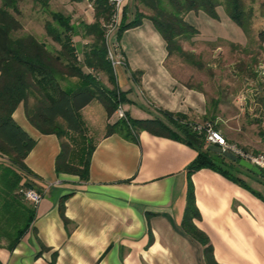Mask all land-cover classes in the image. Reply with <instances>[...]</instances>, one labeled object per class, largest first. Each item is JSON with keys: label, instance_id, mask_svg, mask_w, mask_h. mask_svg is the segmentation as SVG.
I'll list each match as a JSON object with an SVG mask.
<instances>
[{"label": "crops", "instance_id": "1", "mask_svg": "<svg viewBox=\"0 0 264 264\" xmlns=\"http://www.w3.org/2000/svg\"><path fill=\"white\" fill-rule=\"evenodd\" d=\"M94 2L90 0L85 19L74 20L68 13L71 22L76 26L92 24ZM123 11L127 21H132L134 1L125 0ZM216 13L217 20L202 12L186 14L185 21L198 31L193 41L246 45L243 31L222 7L216 8ZM41 38L50 51H59L46 35ZM117 39L118 54L125 65L115 67L113 74L117 90L123 93L126 117L136 121L158 119L172 131L163 112L180 114L193 123L205 120L206 96L188 88L187 82L167 66L164 40L149 20L143 19ZM89 42V38L73 39L79 61ZM83 71L90 73L88 68ZM103 85L111 89L107 80ZM219 86L225 87L222 83L213 87ZM257 86L247 89L253 95L241 93V98L224 99L223 91L217 94L214 121L226 141L248 152L264 153V109L260 101L264 85ZM32 103L29 97L27 106ZM78 117L84 137L94 146L85 180L56 172L60 138L34 128L23 103L13 111L12 119L36 141L24 164L31 173L30 186L42 194V200L30 228L11 250L0 240V264H205L203 247L181 226L188 182L200 214L194 225L207 236L215 261L264 264V185L258 176L243 168L234 169L232 174L244 186L211 169L188 177L187 167L197 155L195 149L146 130L135 132L131 138L107 135V125L118 119L115 114L108 119L96 99L82 108ZM59 126L64 127L61 120ZM82 137L67 133L62 140L78 144ZM0 163L7 161L0 156Z\"/></svg>", "mask_w": 264, "mask_h": 264}, {"label": "trees", "instance_id": "2", "mask_svg": "<svg viewBox=\"0 0 264 264\" xmlns=\"http://www.w3.org/2000/svg\"><path fill=\"white\" fill-rule=\"evenodd\" d=\"M22 1L0 0V156L7 161L6 164L0 163V240L7 242L8 250H11L30 228L35 214V209L27 205L18 191L22 187L31 188L28 181L31 173L26 168L24 159L34 148L36 141L12 119L16 107L20 103L24 104L29 123L40 133H55L60 138L61 150L55 161L56 172L76 175L85 180L88 177L89 160L94 146L84 137L85 129L78 112L96 99L103 105L109 119L118 105L124 102L123 93L115 86L113 69L107 59L103 28V23L108 20L111 11L107 0H95L94 22L80 26L74 25L69 16L51 11L50 0H32L33 5L49 17L44 21V30L46 36L59 46V51L55 53L31 35L12 36L22 28L16 19L20 15L19 4ZM133 1L135 17L128 22L122 13L117 38L123 31L139 26L143 19L149 20L164 40L168 67L170 60L177 57L182 64L198 71L203 69L201 62L194 59V51L185 49L186 45L195 49L196 42H199L193 41L198 37V31L185 21V16L190 12H202L217 20L218 7H222L227 17L243 31L248 41L244 46L227 44L231 55L238 52L243 56L250 55L249 62L255 65L259 52L264 50V29L254 31L252 8H246L244 0ZM140 7L151 13L142 14ZM76 37L90 39L84 46L81 61L77 59V49L73 44ZM218 42L220 41L205 44L212 49ZM252 44L257 48L255 54L252 53ZM251 67L240 61L237 66L239 76L255 78L256 73ZM84 68H88L90 73H85ZM100 73L107 79L111 89L99 81L97 75ZM208 73L209 76L213 74L210 69ZM185 85L206 96L208 113L204 121L214 122L218 106L215 96L221 95V86L212 88L213 94L209 95L202 85L189 82ZM29 97L33 98L31 106H27ZM260 101L264 109V98ZM163 116L174 131L158 119L136 121L126 117L125 120L118 119L114 124H108L106 134L117 133L131 138L135 132L146 130L176 140L195 149L197 153L187 167L188 177L198 170L211 169L244 186L243 182L232 174L234 169L241 167L222 155L208 151L204 131L194 133L182 126L178 120L185 118L180 114L163 112ZM59 120L63 122L64 127L59 126ZM67 133L83 137L78 144L72 140L71 144L62 140ZM263 176L262 172L258 178L263 180ZM195 220H200V214L194 203L192 185L188 182L181 226L188 236L203 247L205 264H218L207 236L196 228Z\"/></svg>", "mask_w": 264, "mask_h": 264}, {"label": "rangeland", "instance_id": "3", "mask_svg": "<svg viewBox=\"0 0 264 264\" xmlns=\"http://www.w3.org/2000/svg\"><path fill=\"white\" fill-rule=\"evenodd\" d=\"M80 2L83 4H75L69 0H51L49 8L51 11L62 13L65 16L70 13L76 18H74V20H77V18L85 19L86 12L90 9V0L88 3H86L85 0ZM244 2L246 8H252L254 31L256 32L257 30L264 29V0H244ZM19 9L20 15L17 16L16 19L21 24L22 28L19 31L13 33L12 36L21 37L24 35H31L37 40L39 39L40 42L41 40L43 41L41 37L46 35L44 30V21L49 19L47 13L43 12L39 7L34 6L32 0H23L19 4ZM140 12L144 15H149L151 13L144 7H140ZM192 17L193 16L191 15L188 19L192 20ZM199 23H201V21H199L198 24ZM115 42L118 43L116 33L108 39V46L111 48V50H113L112 47ZM216 45L220 47H217ZM216 45L215 48L212 49L202 42H196V45L194 46L195 49L193 47L191 48L189 45L185 46L186 51L193 50L194 52L192 53L195 55L194 59L201 62L203 69L200 71L189 67L184 63L182 64V61L177 57H173L170 60L169 67L182 81L189 82L194 85H202L209 95L213 94L212 88H214V85L217 83H222L225 86L222 89L224 99H236V97L241 98V93L245 94L246 96L253 95L254 92L251 90L247 91V89L258 88L257 83L264 85V50L259 52V55L257 56V63L253 65L251 62H249L251 59L250 55L243 56L239 52L231 55L229 48L225 43L218 42ZM251 47L254 49L252 53L255 54L257 51L256 46L252 44ZM240 61H243L246 63V65L248 64L249 66H252L251 69L257 73L255 78H242L239 76L237 72V66L239 65ZM209 69L213 73L212 76H209ZM221 70H225L227 72L222 74ZM97 77L101 83L106 82L107 80L103 79L104 76L101 73L98 74ZM240 87L242 89H239ZM230 95H233V97H230ZM178 122L194 133H200L193 129L194 124H198L200 126L209 124L214 130H216L214 127L217 125L215 121L210 122V120L193 123L186 119H180ZM97 132L99 131L97 130ZM245 180H247V178ZM261 182L264 185V181Z\"/></svg>", "mask_w": 264, "mask_h": 264}, {"label": "built area", "instance_id": "4", "mask_svg": "<svg viewBox=\"0 0 264 264\" xmlns=\"http://www.w3.org/2000/svg\"><path fill=\"white\" fill-rule=\"evenodd\" d=\"M95 1V0H93ZM125 0H107V3L111 9L109 18L103 23L104 38L107 51V59L110 62L112 69L115 67L124 66V58L118 54V43L113 44V50L108 46V39L114 35L119 27L120 18L122 15ZM117 119H126L125 113L122 109L121 104L118 105L115 113ZM193 129L197 132H205V141L207 145L215 146L220 148L223 152L234 155L238 160H244L257 167L264 175V154L263 153H252L243 150L238 145L226 141V139L220 134V132L212 129L209 124L200 126L198 124L193 125ZM264 181V176H263ZM19 194L30 206L34 209L42 200V194L33 188L22 187L19 189Z\"/></svg>", "mask_w": 264, "mask_h": 264}, {"label": "water", "instance_id": "5", "mask_svg": "<svg viewBox=\"0 0 264 264\" xmlns=\"http://www.w3.org/2000/svg\"><path fill=\"white\" fill-rule=\"evenodd\" d=\"M208 151H212L214 153H217L219 155H222L223 157H225L226 159H228L229 161L233 162V163H237V165L247 171L252 172L255 175L260 176L262 173L261 171L257 168L254 167L253 165H251L250 163H248L247 161L244 160H238L234 155L227 153V152H223L220 148L215 147V146H208L207 147Z\"/></svg>", "mask_w": 264, "mask_h": 264}]
</instances>
